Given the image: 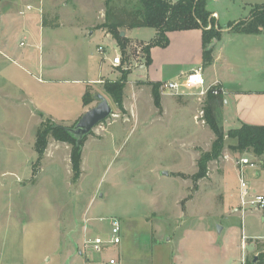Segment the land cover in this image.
Masks as SVG:
<instances>
[{
	"label": "rangeland",
	"instance_id": "obj_1",
	"mask_svg": "<svg viewBox=\"0 0 264 264\" xmlns=\"http://www.w3.org/2000/svg\"><path fill=\"white\" fill-rule=\"evenodd\" d=\"M263 5L207 0L206 10L225 29ZM138 7V0H0V264H107L110 258L116 264H247L264 253V209L240 205V178L264 193V157L236 153L225 139L221 156L195 178L197 162L214 140L203 116L206 95L191 89L182 100L162 101L159 91L155 106L134 68L121 110L104 93V84L116 82L121 71L144 64L138 43L152 40L155 31L127 34L123 20ZM106 16L124 23L122 37L131 42L127 60L120 56L121 66L104 73L110 80L86 90L107 99L112 115L83 140L74 180L68 144L49 138L39 163L33 147L42 123L71 128L96 105H82L86 91L74 81L87 80L96 61L121 55L112 37L88 35ZM222 35L218 77L225 88L264 92V45H249L235 32ZM177 70L168 69L164 83ZM221 114L216 120L224 133L236 128L233 115L223 120ZM242 158L255 167H241ZM110 218L120 221V244L101 253L84 250V228L89 238L108 239ZM186 234L182 247L178 241Z\"/></svg>",
	"mask_w": 264,
	"mask_h": 264
},
{
	"label": "trees",
	"instance_id": "obj_2",
	"mask_svg": "<svg viewBox=\"0 0 264 264\" xmlns=\"http://www.w3.org/2000/svg\"><path fill=\"white\" fill-rule=\"evenodd\" d=\"M207 0H138L139 7L133 11L126 12L125 24L128 25V31L134 28H150L155 31V36L147 43H138L141 47V53L144 56V66L148 67L151 64L150 50L154 47L166 48L168 46L167 33L176 31L201 30L203 53V66L211 62L212 49L206 50L207 46L213 41H219L221 31L215 28V22L211 18V14L206 10ZM112 18V17H111ZM116 17L109 22V16H106V21L101 25V28L106 29L107 33L115 40L118 46L121 57L126 61V52L130 45V39L121 37V29L124 28L120 19L116 21ZM209 27V29H207ZM230 32H235L241 35H259L264 34V5L256 7L252 10L248 20L230 24L227 26ZM123 61V62H124ZM129 70L121 71V77L116 82H107L103 86L104 93L109 96L118 109H122L123 89L127 82ZM151 88V96L155 106H158L160 96L159 88L161 83L149 82ZM94 101V95L85 92L82 97V105L88 106ZM223 96L218 90L217 94H213V90H209L206 94L203 116L204 121L212 132L214 140L211 144L209 152L203 153L198 162V172L195 178L203 177L206 171L207 164L217 160L225 148V139L233 142L229 149L242 154L251 153L255 158L264 157V124L261 126H251L241 124L236 129L228 130L224 133L222 127L219 126L215 117L216 106L222 104ZM69 128L55 124H41L36 132L34 152L37 156L36 163H39L47 149L48 139L51 138L56 142L66 143L70 146V169L72 177L76 180L80 174L82 143L85 138L77 142L72 134L68 132ZM35 163V164H36ZM264 263V253L249 261L247 264Z\"/></svg>",
	"mask_w": 264,
	"mask_h": 264
},
{
	"label": "crops",
	"instance_id": "obj_3",
	"mask_svg": "<svg viewBox=\"0 0 264 264\" xmlns=\"http://www.w3.org/2000/svg\"><path fill=\"white\" fill-rule=\"evenodd\" d=\"M27 8L30 9V7H27ZM211 18L215 22V28L218 27L220 29L221 38L219 41L213 40L206 48V50L212 49L211 62L208 65L203 66V62H202V53L204 50L203 42H202V31L199 29L189 30V31H176V32L167 33V38H168L169 43L166 48L154 47L150 50L151 64L148 67L144 66V64H139V65H134V66L130 65V68H129L130 72L128 76L130 75L132 68H134L136 71H139L143 74L141 76L142 77L141 81L146 82V83L158 82V83L163 84L164 81L162 80V77L167 72L168 69L171 70L175 68V69H178L177 71H179V75L176 77L173 76L169 78L168 82L178 81L179 79L181 80L185 77V75H187V73L193 70L200 69L201 76L204 79L206 86H212L213 84H216L217 89L219 86L221 95L223 96L222 104H220L219 106L217 105L215 108V117H216V113L218 112L222 113L220 115L221 117L220 119H223V120L224 119L226 120V118L231 119L230 115H233L234 117L232 119L231 127H233V125L234 126L236 125L235 126L236 128H238L241 124H246V125H251V126H261L264 124V92H254V93H249V94H244V93L237 92V91L233 92L231 90L226 89L225 86L223 85L221 78L218 77V61H219L220 51L223 50V47L225 44V42H223V39H222L224 35L222 34H229L230 29L220 28L217 22L218 21L217 14L212 13ZM103 23H104V20L101 19L99 24L102 25ZM42 26H43V23H42ZM92 28H95V27H92ZM207 29H209V27ZM73 30L74 32H77L79 28L73 27ZM99 32L104 37L105 36L111 37L107 33L106 29L101 28V27L97 29L95 28V30H92V31H88V35L92 36ZM128 33L129 31L127 32V34ZM80 34L79 36H81ZM243 36H246L247 41L249 42V45H253L255 47L257 46L263 47L264 45V34L243 35ZM98 51L101 52V48H98ZM78 53H79V50L78 51L76 50L75 52L76 57L78 56ZM115 56H121V55L115 54L112 57V59ZM112 59L110 60V58L108 57L100 61H96L95 63H93L94 65L93 73L90 75L89 78H87V80L85 78V80H76L74 82L83 84L84 85L83 90L86 91L87 89H91V88L93 89L94 88L93 86L102 84L105 80H110L107 78L108 74L106 73L105 74L106 76H105L104 73L108 72V70L109 72H115L114 68H117V67L112 66ZM75 67L77 68L76 65ZM75 67L74 69L76 70ZM186 68H188L189 70L185 73L182 71V69H186ZM119 76L120 75H118V77L116 78L118 79ZM189 91L190 90L183 89L181 91V93H183L182 95H173L170 93H163L162 101L165 100L163 96H177L179 97L177 98L178 100L180 99L182 100L184 99V96H188L189 94H191L189 93ZM236 128H231V129H236ZM231 129H228V130H231ZM228 130H225V131H228ZM252 176H256L258 178L260 177V174L258 172H255L252 174ZM245 181H246L245 183L247 185L248 191L251 194H257V195L264 196V193L263 194L258 193V191L255 192L257 188L256 183L253 184L250 182V180H245ZM243 237L244 236H242L241 239H243ZM186 238H188V234H186L182 240H179L178 244H181L182 247H184ZM169 241L170 240H168L167 242ZM241 243L242 242H240V245ZM251 245L248 244V247L250 248ZM242 246L244 247V251H245L246 244L244 243V245L242 244ZM177 252L180 254L182 251L179 250ZM181 256L179 255L175 258L173 257V259H178ZM111 259L112 258H110L109 260ZM179 261L181 260L179 259L178 262ZM178 262L177 264H180V262L179 263ZM115 264H116V261H115Z\"/></svg>",
	"mask_w": 264,
	"mask_h": 264
},
{
	"label": "built area",
	"instance_id": "obj_4",
	"mask_svg": "<svg viewBox=\"0 0 264 264\" xmlns=\"http://www.w3.org/2000/svg\"><path fill=\"white\" fill-rule=\"evenodd\" d=\"M22 45V44H21ZM122 61L120 56H115L112 59V66L118 67L121 66ZM191 90L195 89L198 90V96H205L209 90H213V94H217L219 89H217V85L213 84L212 86H206L204 79L201 76L200 69L193 70L183 79H179L178 81L174 82H167L161 84L159 91L161 94L163 93H170L173 95H182V90ZM221 92V91H220ZM239 165L241 167H249L253 169L255 164L250 162L247 158H242L239 161ZM240 205L242 208H250L255 209L258 211H262L264 209V196L251 194L248 191L246 183L240 178ZM109 222V236L108 239L103 240L100 237H87V231L84 228V239L82 241V248L84 250L91 251L93 253H101L106 248L110 246H117L121 242V225L120 221L116 218H110ZM243 244V243H242ZM244 245V244H243ZM243 247V246H242ZM244 248V247H243ZM244 262V261H243ZM107 264H115L113 259L109 260ZM244 264V263H242Z\"/></svg>",
	"mask_w": 264,
	"mask_h": 264
},
{
	"label": "water",
	"instance_id": "obj_5",
	"mask_svg": "<svg viewBox=\"0 0 264 264\" xmlns=\"http://www.w3.org/2000/svg\"><path fill=\"white\" fill-rule=\"evenodd\" d=\"M123 35V33H120L121 37ZM94 100L96 101V105L87 110L77 122L68 129V132L73 135L77 142H80L94 127L112 115V108L107 99L96 94L94 95ZM254 261H256L255 258Z\"/></svg>",
	"mask_w": 264,
	"mask_h": 264
}]
</instances>
